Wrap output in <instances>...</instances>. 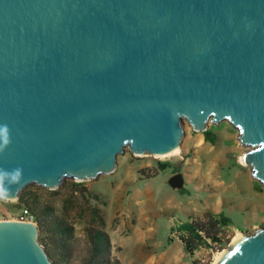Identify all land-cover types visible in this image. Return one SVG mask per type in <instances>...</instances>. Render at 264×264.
Masks as SVG:
<instances>
[{
  "label": "water",
  "instance_id": "water-1",
  "mask_svg": "<svg viewBox=\"0 0 264 264\" xmlns=\"http://www.w3.org/2000/svg\"><path fill=\"white\" fill-rule=\"evenodd\" d=\"M229 120L264 185V0H0V168L56 188ZM184 187L181 172L169 179ZM32 221L0 220V264H52ZM246 235V234H245ZM220 264H264V228Z\"/></svg>",
  "mask_w": 264,
  "mask_h": 264
},
{
  "label": "rangeland",
  "instance_id": "rangeland-1",
  "mask_svg": "<svg viewBox=\"0 0 264 264\" xmlns=\"http://www.w3.org/2000/svg\"><path fill=\"white\" fill-rule=\"evenodd\" d=\"M180 125L182 157L139 154L126 144L109 174L83 181L64 177L54 189L25 186L16 201L0 195V220H18L25 208L32 211L28 218L38 225L39 243L52 264H210L215 252L230 248L237 229L249 235L264 228V221L246 220L248 215L239 210L230 214V225L209 226L210 216H219L212 210L227 198L228 184L222 181L227 171L240 167L261 190L264 185L253 176L252 165L239 162L255 147L242 144L240 130L229 120H208V129L217 135L215 144L187 118ZM200 138L204 144L199 147ZM177 172L184 176V192L169 184ZM202 191L215 194L208 200ZM190 220L209 226L210 234L218 231L219 240L208 239L189 252L180 225ZM95 230H105L111 241L99 254L89 240Z\"/></svg>",
  "mask_w": 264,
  "mask_h": 264
},
{
  "label": "crops",
  "instance_id": "crops-1",
  "mask_svg": "<svg viewBox=\"0 0 264 264\" xmlns=\"http://www.w3.org/2000/svg\"><path fill=\"white\" fill-rule=\"evenodd\" d=\"M226 175L228 178L222 181L228 184L227 198L212 211L219 214L223 213L232 220L230 214L239 210L248 215L246 220L264 221V190H261L263 186L256 184L246 170L240 167H232ZM202 192L208 200L215 194V192H207L206 194L204 191ZM192 221L190 220V222Z\"/></svg>",
  "mask_w": 264,
  "mask_h": 264
},
{
  "label": "trees",
  "instance_id": "trees-1",
  "mask_svg": "<svg viewBox=\"0 0 264 264\" xmlns=\"http://www.w3.org/2000/svg\"><path fill=\"white\" fill-rule=\"evenodd\" d=\"M203 134L206 141L212 144L216 143L217 135L213 132V130L207 129L203 132ZM167 166L168 164L166 162L161 164L162 169H165ZM180 191L184 192L185 189H181ZM28 211L30 212L29 209ZM210 217L212 219L210 220L209 226L212 225L213 227H224L231 224V219L223 213H220L219 216L212 215ZM100 220L104 221L102 218ZM208 227H205L203 224H199L198 222L193 221L182 223V225H180V230L185 232V234L182 236V240L185 242L186 249L189 252L193 251L194 248L197 245H200L202 242H208V239H212L214 241L219 240L218 231L214 234H210V232L208 231ZM203 232L205 234H203ZM89 237V240L92 244V250H94V254L103 252L106 247L111 245L109 234L105 230L92 231Z\"/></svg>",
  "mask_w": 264,
  "mask_h": 264
},
{
  "label": "bare ground",
  "instance_id": "bare-ground-1",
  "mask_svg": "<svg viewBox=\"0 0 264 264\" xmlns=\"http://www.w3.org/2000/svg\"><path fill=\"white\" fill-rule=\"evenodd\" d=\"M203 144H204V140L202 138L196 141V145L199 147L202 146ZM182 153L183 151H182L180 144H177L175 147H173L172 149H169L167 152L155 153L153 155L158 158H166V157H172V156L182 157ZM239 162L247 166L248 164L246 160V155H241L239 158ZM6 198H9V200L11 201H16L17 197L11 196V197H6ZM246 239H247L246 235L242 233L241 230L237 229L235 231V235L232 240L230 248H225V249L215 252L213 261L210 264H220L222 259L230 256V254H232L234 250H237L238 248L243 246V244L246 242Z\"/></svg>",
  "mask_w": 264,
  "mask_h": 264
},
{
  "label": "clouds",
  "instance_id": "clouds-1",
  "mask_svg": "<svg viewBox=\"0 0 264 264\" xmlns=\"http://www.w3.org/2000/svg\"><path fill=\"white\" fill-rule=\"evenodd\" d=\"M11 143L10 129L8 125H0V152H3ZM23 181V169L15 168L11 171L0 168V195L5 194L13 185H19Z\"/></svg>",
  "mask_w": 264,
  "mask_h": 264
},
{
  "label": "built area",
  "instance_id": "built-area-1",
  "mask_svg": "<svg viewBox=\"0 0 264 264\" xmlns=\"http://www.w3.org/2000/svg\"><path fill=\"white\" fill-rule=\"evenodd\" d=\"M31 215L30 212L28 211V209H24L23 212L20 214L18 220H21V221H32V220H29L28 216Z\"/></svg>",
  "mask_w": 264,
  "mask_h": 264
}]
</instances>
